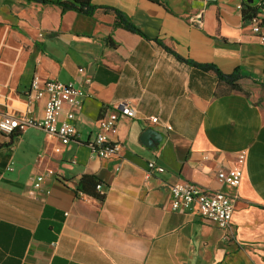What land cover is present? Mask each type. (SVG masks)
<instances>
[{
  "label": "crops",
  "instance_id": "1",
  "mask_svg": "<svg viewBox=\"0 0 264 264\" xmlns=\"http://www.w3.org/2000/svg\"><path fill=\"white\" fill-rule=\"evenodd\" d=\"M93 3L99 9L90 17L0 0V121L28 107L44 117L46 99L32 101L36 76L88 94L76 110L78 135L60 153L59 140L40 128L0 131V264H264V45L244 21L248 1ZM104 8L122 12L149 39L114 27L115 14ZM154 39L184 59L251 78L232 90ZM116 107L136 113L119 121L120 155L92 156L98 120ZM150 128L162 135L153 148L141 142ZM241 153V186L219 184V167L235 166ZM151 161L165 171L149 176ZM39 175L45 181L36 190ZM83 175L101 180L104 202L77 194ZM179 181L232 197V241L196 213L172 209Z\"/></svg>",
  "mask_w": 264,
  "mask_h": 264
},
{
  "label": "built area",
  "instance_id": "2",
  "mask_svg": "<svg viewBox=\"0 0 264 264\" xmlns=\"http://www.w3.org/2000/svg\"><path fill=\"white\" fill-rule=\"evenodd\" d=\"M256 8L257 13L248 24L252 34L264 45V0H258ZM30 89L34 92L32 101L46 99L44 117L41 120L36 119L32 116L31 107H28L26 114L21 117L5 116L0 121V131L11 133L24 131L30 127L40 128L59 140L60 146L55 152L60 153L62 147L70 144L78 135L75 125L76 110L81 107L88 94L81 86L57 80H42L38 76L34 77ZM135 115V110L130 107L108 110L98 120V134L88 143L92 156L104 159L119 156L122 145L115 138L119 121L123 117L133 118ZM150 121L157 124L159 119L151 117ZM245 163L246 155L241 153L237 156L235 166L221 165L217 170L219 184L238 189L243 181ZM164 171L165 169L155 161L148 163L149 176ZM44 181V175L37 176L35 189H41ZM102 189L103 186L99 185L98 190ZM171 198L174 211L196 213L202 220L222 229L225 241L233 240L234 203L230 195L223 191L201 187L193 182L179 181L171 186Z\"/></svg>",
  "mask_w": 264,
  "mask_h": 264
},
{
  "label": "trees",
  "instance_id": "3",
  "mask_svg": "<svg viewBox=\"0 0 264 264\" xmlns=\"http://www.w3.org/2000/svg\"><path fill=\"white\" fill-rule=\"evenodd\" d=\"M28 2L41 3L43 5H54L61 8L63 12L73 11L79 14L92 17L96 11L99 9L94 5L93 0H26ZM107 12H113L116 16L114 27L123 28L129 32L138 34L144 38H147L145 34L137 27L135 24L130 21L122 12L114 8H104ZM257 13V8H254L250 4H246L243 10V18L246 23L251 20ZM149 39V38H147ZM160 46H162L168 53L174 55L178 61L186 63L190 66L202 69L204 71H212L216 73L220 82L229 86L232 90L241 91L242 88L239 82L244 78H251L249 74L244 72L241 69H237L232 74L223 73L217 66L213 64H198L194 61H190L180 57L175 54L170 48L165 46L160 40L154 39ZM115 46V45H113ZM259 83V82H256ZM263 85L264 83L261 82ZM103 185L101 180L95 175H83L79 180L76 192L77 194H82L86 197L95 199L99 202H104L106 199V189L98 190V186Z\"/></svg>",
  "mask_w": 264,
  "mask_h": 264
},
{
  "label": "water",
  "instance_id": "4",
  "mask_svg": "<svg viewBox=\"0 0 264 264\" xmlns=\"http://www.w3.org/2000/svg\"><path fill=\"white\" fill-rule=\"evenodd\" d=\"M247 1L249 4L254 3V0H247ZM161 140H162V135L152 128L146 130L141 136L142 144L148 148H153L154 143L161 142Z\"/></svg>",
  "mask_w": 264,
  "mask_h": 264
},
{
  "label": "rangeland",
  "instance_id": "5",
  "mask_svg": "<svg viewBox=\"0 0 264 264\" xmlns=\"http://www.w3.org/2000/svg\"><path fill=\"white\" fill-rule=\"evenodd\" d=\"M248 88H249V86H248Z\"/></svg>",
  "mask_w": 264,
  "mask_h": 264
}]
</instances>
